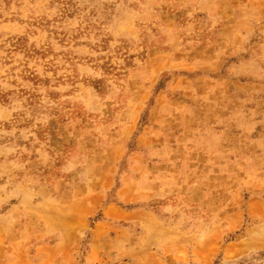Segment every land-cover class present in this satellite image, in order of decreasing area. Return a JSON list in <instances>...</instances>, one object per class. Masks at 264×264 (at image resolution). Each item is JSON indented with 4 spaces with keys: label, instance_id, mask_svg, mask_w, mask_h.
Wrapping results in <instances>:
<instances>
[{
    "label": "rangeland",
    "instance_id": "obj_1",
    "mask_svg": "<svg viewBox=\"0 0 264 264\" xmlns=\"http://www.w3.org/2000/svg\"><path fill=\"white\" fill-rule=\"evenodd\" d=\"M91 197L159 227L90 250ZM79 228L73 264H264V0H0V264Z\"/></svg>",
    "mask_w": 264,
    "mask_h": 264
},
{
    "label": "crops",
    "instance_id": "obj_2",
    "mask_svg": "<svg viewBox=\"0 0 264 264\" xmlns=\"http://www.w3.org/2000/svg\"><path fill=\"white\" fill-rule=\"evenodd\" d=\"M150 164L157 167L163 163L150 162ZM78 201L75 219L73 220L72 218L70 221L72 224L76 220L85 223L87 218L92 216L99 208L103 210V217L90 228L87 242L90 250L95 247L106 249L111 246L113 248H121L126 252L130 248H140L142 243L140 235L149 229L147 223H154L156 229L159 227L153 213L154 210L150 208V204H147L148 206L140 205L133 208L123 206L125 203L135 202V199L131 196L121 200L123 205L119 201H111L103 205L102 198L99 197L83 198ZM112 209H115V213L111 212ZM80 229L82 228L67 232L64 240L57 244L38 248L39 258L50 259L55 263L61 262L65 258L69 260L68 263H77V256H75V250L73 249L76 246L75 244L78 243L77 237ZM89 252L91 253V251Z\"/></svg>",
    "mask_w": 264,
    "mask_h": 264
},
{
    "label": "built area",
    "instance_id": "obj_3",
    "mask_svg": "<svg viewBox=\"0 0 264 264\" xmlns=\"http://www.w3.org/2000/svg\"><path fill=\"white\" fill-rule=\"evenodd\" d=\"M112 258H116V255H112ZM103 263L104 264H119V261H116L114 259H110V260H107V261L103 260Z\"/></svg>",
    "mask_w": 264,
    "mask_h": 264
}]
</instances>
